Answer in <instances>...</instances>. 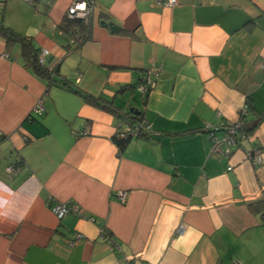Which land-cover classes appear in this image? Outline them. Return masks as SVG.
<instances>
[{
    "label": "crops",
    "instance_id": "0c3cea01",
    "mask_svg": "<svg viewBox=\"0 0 264 264\" xmlns=\"http://www.w3.org/2000/svg\"><path fill=\"white\" fill-rule=\"evenodd\" d=\"M71 1L0 0V21L58 71L48 84L0 38V264H264V0H94L89 37L66 49ZM58 81L138 111L151 132L119 149L123 119ZM237 123L239 144L211 156L205 127ZM69 200L83 217L51 211Z\"/></svg>",
    "mask_w": 264,
    "mask_h": 264
},
{
    "label": "built area",
    "instance_id": "2783aa9c",
    "mask_svg": "<svg viewBox=\"0 0 264 264\" xmlns=\"http://www.w3.org/2000/svg\"><path fill=\"white\" fill-rule=\"evenodd\" d=\"M26 1L32 2L33 0ZM160 3L165 6H171L176 3V0H161ZM94 6V0H72L65 14L69 18H81L85 21H88V19L93 15ZM47 53L48 49H46L45 47H42L37 51V59L41 64H45V56ZM4 56L8 57L7 54H4ZM262 66H264V63H262ZM158 73L159 67L155 66H152L145 71L143 76L144 81L137 85V89L140 93H145L148 89L154 86ZM242 111L245 112L246 108H243ZM43 112V98H39L33 107L32 114L36 116H41ZM240 126L241 125L239 123L233 125H225L222 127H210L209 125H207L205 129L207 132V136L210 140L209 154L213 157H228L231 154L232 148L239 144V140L243 136V133L239 131ZM220 129L222 130V134L218 136L215 134V131ZM115 131L118 137H125V135L127 134L131 135L132 137H138V135H141L142 133L151 132V126L145 119L139 121L138 123H133L130 119H123L119 123ZM75 134H79V132H75ZM2 136L3 135L0 132V138ZM245 152L248 160L252 164L261 163L262 155L259 148L252 147L250 149H246ZM14 170L15 167L13 165H8L6 167L7 174H10ZM120 199H124L123 193H120ZM50 209L57 218H61L67 214H73L78 217H83L82 209L76 202L72 200L65 202H57L53 204ZM89 218L92 220L91 217ZM101 235L107 238L111 247H115V243L112 241L109 231L107 229H102ZM82 237L83 235L81 233H75L74 237L68 240V244L73 245L77 240L81 239ZM232 264L238 263L233 262Z\"/></svg>",
    "mask_w": 264,
    "mask_h": 264
},
{
    "label": "trees",
    "instance_id": "16d2710c",
    "mask_svg": "<svg viewBox=\"0 0 264 264\" xmlns=\"http://www.w3.org/2000/svg\"><path fill=\"white\" fill-rule=\"evenodd\" d=\"M91 17L88 19V21H85L81 18H69L65 14L60 23L57 25V27L68 36V38L71 40L70 43L73 44V46L67 45L66 49H73L79 47L89 37L88 33ZM0 38L4 41L5 47L7 49H11L13 46H17L19 48V54L23 60L24 66L29 68L38 77L45 79L48 84L56 82L57 79L55 76L58 72L56 66H48L46 64H41L38 61V50L34 48L32 44V39L30 37L14 31L10 27L6 26L2 21H0ZM58 82L62 85L67 86L73 92L79 94L87 103L106 108L124 120L130 119L133 123H138L139 121L144 120L142 114L138 111L137 113L133 112L134 110L121 112L118 107L109 105L107 104V102L103 103L102 97L82 92L77 87H72L71 85L65 82ZM29 116L33 117L36 115L30 113ZM149 133L150 132H145L138 136L148 135ZM131 138L133 137L128 134L125 135V137H118L116 131L113 135V140L115 141L119 149H122Z\"/></svg>",
    "mask_w": 264,
    "mask_h": 264
},
{
    "label": "water",
    "instance_id": "95a60500",
    "mask_svg": "<svg viewBox=\"0 0 264 264\" xmlns=\"http://www.w3.org/2000/svg\"><path fill=\"white\" fill-rule=\"evenodd\" d=\"M100 24L105 26V27H108L112 32L119 30V26L116 25L115 23H113L112 21L100 20ZM130 111H132V110H130ZM133 112L137 113V111H133ZM256 122H257V119L254 121H251V122H246V123H244V125L242 127H243V129L252 127Z\"/></svg>",
    "mask_w": 264,
    "mask_h": 264
},
{
    "label": "rangeland",
    "instance_id": "374dc122",
    "mask_svg": "<svg viewBox=\"0 0 264 264\" xmlns=\"http://www.w3.org/2000/svg\"><path fill=\"white\" fill-rule=\"evenodd\" d=\"M137 95H138V94H137V93H135V96H134V98H135L136 100H138V98H137ZM127 96H128V97H130V96H131V92H128Z\"/></svg>",
    "mask_w": 264,
    "mask_h": 264
}]
</instances>
